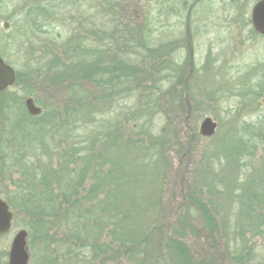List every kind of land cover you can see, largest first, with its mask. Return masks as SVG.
Returning a JSON list of instances; mask_svg holds the SVG:
<instances>
[{
    "label": "rangeland",
    "instance_id": "rangeland-1",
    "mask_svg": "<svg viewBox=\"0 0 264 264\" xmlns=\"http://www.w3.org/2000/svg\"><path fill=\"white\" fill-rule=\"evenodd\" d=\"M258 1L0 0V53L17 73L23 74L14 88L19 100L25 105L32 98L42 113L44 109L49 112L40 121L50 138L46 147L53 145L59 158L67 154L66 160L71 161L65 147L70 149L74 136L77 143L84 142L100 121H123L126 116L133 118L131 126L144 124L141 131L147 137L140 136L138 139H143V143L136 148L148 150L153 143L162 145L167 171L158 193L160 228L149 245V264H153L154 257L158 262L166 258V240L175 235V214L186 216V211L194 224L185 230L182 240L186 264H233L228 239L232 240L234 235L225 228L241 223L240 209L245 206L242 193L258 192L259 187H264L261 183L264 182V143L254 149L253 157H231L224 143L229 133L236 137L248 135V126L264 120V36L252 32L251 20ZM123 16L128 33L120 39L115 24L125 22ZM4 23H9L8 29L3 27ZM104 36L109 47L123 51L138 48L139 54L130 59L142 60L138 64L142 78L129 95L122 93L111 102L104 97L97 111H89L91 118L87 121L83 118L84 110L76 111L79 104L70 99L68 89L47 85L53 75L46 79L45 71L40 70L42 76L38 77L34 72L50 63L55 65L57 59H65L62 55L65 46L79 40L87 45L98 40L104 42ZM178 41L183 44H171ZM48 44L56 48L59 55L56 59L42 57L39 49H45ZM26 111L38 117L27 108ZM53 114L57 115L56 120L50 118ZM22 117L24 113L18 106L12 120ZM206 117L218 125L215 136L209 139L199 132ZM8 120L7 112L0 107V127L2 121ZM144 149L141 157L145 160L150 156ZM114 152L124 155L122 146L108 155ZM206 163L210 171L204 169ZM127 175L125 167L121 177ZM7 179L5 176L8 188L11 180ZM3 185L2 191L7 189ZM114 192L115 189L106 191L109 195ZM206 209L213 212L214 218L207 217ZM23 223L16 219L17 226L0 238V264H5L3 254L9 252L13 236ZM257 242L264 253V241ZM109 264L134 262L120 258L117 263Z\"/></svg>",
    "mask_w": 264,
    "mask_h": 264
},
{
    "label": "trees",
    "instance_id": "trees-1",
    "mask_svg": "<svg viewBox=\"0 0 264 264\" xmlns=\"http://www.w3.org/2000/svg\"><path fill=\"white\" fill-rule=\"evenodd\" d=\"M124 21L116 23V29H127V20ZM100 31L105 34L104 29ZM252 32L257 35L253 28ZM127 33L126 30L122 35L126 37ZM105 36L104 42L98 40L89 45L83 40L75 44L70 41L72 45H64L62 52L65 59H57L55 65L50 63L34 72L38 77L42 76L40 70L45 71L46 79L53 75L47 85L68 89L70 99L79 104L76 111L84 110L83 118L87 121L91 118L89 111H97L103 99L111 102L122 93L129 95L142 78L138 73L142 60L130 59L139 54L138 48L123 51L109 47L105 44ZM143 46L146 48L147 44ZM39 51L43 58L59 56L51 44ZM17 74L15 85L0 94V107L9 116L0 127V186L4 183L3 188H7L5 176L11 180L6 190H0V197L11 207L14 225L17 226L16 219L24 221L21 228L29 233L30 264H109L117 263L120 258H127L134 264H149V245L154 232L160 228L157 225L161 201L158 193L167 171L161 144L154 146L156 143H153L148 149L150 152L143 148L150 156L144 160L141 157L143 149L136 148L143 143V139L138 138L147 137L141 131L144 124L131 126L133 118L126 116L123 121H100L84 142L77 143L78 138L74 136L70 149L65 147L68 155L71 154V161L66 160L67 154L59 158L53 145L46 147V140L50 138H47L44 124L40 123L49 112L44 109L38 117L27 113L14 89L23 75ZM18 106L25 117L12 120ZM50 118L56 120L57 115H50ZM256 123L246 128L250 131L248 135H226L225 151L229 156L255 155L258 145L264 143V120ZM64 143H67L65 139ZM120 146L124 152L122 157L115 152L108 155L111 150H120ZM54 157L57 158L54 160ZM208 163L203 167L210 171ZM125 167L128 175L121 177ZM152 172L157 175L153 176ZM109 189L116 192L109 195L106 193ZM258 189V192L242 193L245 206L240 209L241 223L225 228L227 233L234 235L232 240L228 239L233 264H264V253L257 245V241H264V187ZM207 209V217L214 218L213 212ZM177 214L175 235L171 234L165 243L166 258L158 262L154 257L153 264H186L187 253L181 245L185 230L193 228L194 224L188 219V211L186 216ZM3 255L7 264L8 252Z\"/></svg>",
    "mask_w": 264,
    "mask_h": 264
},
{
    "label": "water",
    "instance_id": "water-1",
    "mask_svg": "<svg viewBox=\"0 0 264 264\" xmlns=\"http://www.w3.org/2000/svg\"><path fill=\"white\" fill-rule=\"evenodd\" d=\"M251 20L254 30L261 36H264V0H259L251 12ZM17 80V73L10 65L6 64L0 58V93L5 92L14 86ZM264 103V98H263ZM26 108L33 116H39L42 109L37 107L32 98L27 99ZM218 125L212 118L206 117L200 125V135L204 138L215 136ZM14 214L9 204L0 198V236L7 235L13 227ZM30 252L28 248V231L19 230L13 237L10 251L9 264H29Z\"/></svg>",
    "mask_w": 264,
    "mask_h": 264
},
{
    "label": "flooded vegetation",
    "instance_id": "flooded-vegetation-1",
    "mask_svg": "<svg viewBox=\"0 0 264 264\" xmlns=\"http://www.w3.org/2000/svg\"><path fill=\"white\" fill-rule=\"evenodd\" d=\"M3 27H5V28H9V23H4V26ZM117 30H119L118 31V34H120L121 36H123L122 34H126V28L125 27H122V28H119V29H117ZM120 39H121V37H120ZM181 41H183V40H181ZM171 44H175V45H178V44H183V42H173V43H171ZM170 44V45H171ZM180 47H182V46H179L178 48H180ZM177 48V49H178ZM0 58L6 63V64H8V65H10V66H12L11 64H10V62L0 53Z\"/></svg>",
    "mask_w": 264,
    "mask_h": 264
}]
</instances>
